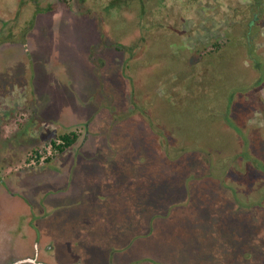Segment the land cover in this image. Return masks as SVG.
I'll return each mask as SVG.
<instances>
[{"label":"rangeland","instance_id":"obj_1","mask_svg":"<svg viewBox=\"0 0 264 264\" xmlns=\"http://www.w3.org/2000/svg\"><path fill=\"white\" fill-rule=\"evenodd\" d=\"M22 2L15 12L12 0H0L7 28L16 23L22 35L32 27L25 45L0 46V113L17 131L27 121L49 128L34 149L66 131L80 137L43 171L46 186L24 192L37 170L10 175L13 188L0 191L1 253L24 234L43 264H264V171L255 165H264V81L251 88L258 74L246 53L254 43V58L264 64V0L254 10L249 0H196L191 7L143 0L145 17L137 2L72 0L70 9L58 0ZM52 5L53 15L39 14L32 24L37 8ZM123 28L126 50L117 52L111 31ZM163 29L172 35L164 39ZM214 41L244 86L234 91L230 116L224 104L213 115L199 102L164 97L172 80L161 77L175 71L176 47L184 58L178 70L189 75ZM193 60L201 63L191 66ZM198 144L210 145L209 154L176 156Z\"/></svg>","mask_w":264,"mask_h":264},{"label":"trees","instance_id":"obj_2","mask_svg":"<svg viewBox=\"0 0 264 264\" xmlns=\"http://www.w3.org/2000/svg\"><path fill=\"white\" fill-rule=\"evenodd\" d=\"M13 1L14 0H12V7L10 6V8L16 12V8L20 7V6L22 7L23 2H22V0H17V4L13 5L14 4ZM71 1L72 0H58V4L62 5L65 9H70L71 8ZM77 1H78V3L82 4L86 0H77ZM108 1H109L108 3H110V4L112 3L115 6L125 4L123 7L130 5V3L132 4V2H137L138 4H140L141 14L144 17H145V14H147V11L145 10L146 5L144 4L143 0H108ZM195 1L196 0H183V3L186 2L188 7H191ZM251 1H254V0H251ZM253 3L254 2H252V5L249 4L251 10H253L252 9V7L254 6ZM107 6H108V4H106V7ZM55 7H56L55 5H52V6H49L45 9H43V10L37 8L32 13V16L29 20H31L32 24H33L35 21V17L37 15L53 12L55 10ZM0 8H1V5H0ZM6 10H10V9L6 7ZM252 15H254V14H252ZM7 16L8 15H3L0 12V46L6 42H10V43L20 42L22 45H25V35L31 31L32 27L29 29L27 28L23 32V34H22L23 36H22V35H20L22 32L18 28V24L14 23L15 25L13 24V26L15 27V29H14L15 33H13V31H12L13 26L10 29L7 28L9 25L7 27L5 26V25H7V18H8ZM154 16H155V13H153L152 16H149L148 18L154 19ZM256 16L254 15L250 19V21L248 23L249 26H252V24L255 23V20L257 19ZM162 17L163 18H170L167 16H162ZM167 21H168V19H167ZM11 22L13 23V21H11ZM168 22L171 25H173V27H174V25H175L174 20H172L170 18ZM249 26L247 27V30H249ZM154 30L157 31V29H154ZM120 31H122V32H120ZM120 31H118V30L117 31H111V33L114 32V34H115V36H113V37L117 43V46H115V49L117 52L126 50V47H124L122 45V39L124 37H126L127 32H126V30H124V28L121 29ZM162 31L166 32L164 39H166L168 36L172 35L169 30L163 29ZM7 32H8V34H7ZM173 33L176 34L175 31H173ZM248 40H250V38H248ZM246 44H247L246 45L247 56L249 58L251 57L250 59L252 60L251 63L253 65V68L258 74V78L255 81H253V85L251 86V88H253V87H257V85L260 86L264 81V64H261V62H259V64H257V58H254V57H256V54H255L256 51H255L254 43L248 42ZM211 46H212V50H211V52L208 53V56L206 57V59H204V63H202V67L198 66V68L195 70V72L191 71V73L189 75H185V73H184L185 71L178 70V65L181 63L180 60L184 59V58H183V55L181 54V51L183 50V48H181V45H179V47H176L177 48L176 54H171L172 58H173L172 63L175 62V64H176V68L174 69L175 71H173L171 69V72H173V73H170L169 75H167L165 77H161V79L163 78L164 80L165 79L166 80L167 79L172 80V83L169 85L168 89H166L165 92L163 91L164 97L167 96V100L172 101V103H175V104L183 101L186 103L189 102L190 104L194 105L192 102H194V101L199 102L201 105L200 110H202V108L206 107L207 108L206 112L209 114L213 113V115L215 113L214 111L217 112V110L219 109L220 104H224V111H226L229 114V113H231L229 110V106H231V104L233 103V100H234L233 99L234 98L233 97L234 91L238 90V89H241V91H242L244 89V86L243 87L241 86L240 81H239L240 78L239 79L234 78V74H233V71L231 69V66L230 65L225 66L226 64H228L230 62L225 60L224 57L226 56V54H224V52L221 53V51H220L221 46L219 44H217L216 41L211 43ZM132 49H134V47ZM132 49L129 50L130 51V57L129 58H131V60L134 57V54L132 53ZM222 59H223V63H221ZM258 59H260V58H258ZM131 60L128 61L129 65L131 64ZM197 61L201 63L200 60H197ZM262 61L264 62V57H262ZM119 62L121 63V60ZM198 62H196V60H193L191 66H195V64H198ZM203 73H207L208 75L207 76L204 75V78L201 79V75ZM190 78H192L194 80L196 78V81H195L196 84L194 83L192 85H189L188 80ZM191 83H193V82H191ZM25 86H26V88H25L26 98L29 101H35L32 88L29 85L28 86L25 85ZM21 87H22V85H21ZM192 105L188 106V108H190L191 110H192ZM209 105H210V108L208 109ZM227 110H229V111H227ZM229 116H230V114H229ZM223 119H225V121L228 123L227 125L229 127L230 126L233 127V125L230 122H228V120H230V117L226 118V115H225ZM157 127L159 128V124H157L156 127L153 129L154 133H158ZM155 131H157V132H155ZM79 137H80V134L78 132L70 130V131H66V132L59 134L50 143L56 149L57 155H62L74 147V145L77 143ZM56 141H59L58 145H56ZM201 145L202 144H198L197 147L192 146V145L191 146H182L180 152L177 153L176 156L183 154L184 152H189V151H195L196 153L206 151L203 153L209 154V150L212 147L210 145L209 146L206 145V147L201 146ZM31 152H32V154L37 155L36 149L32 150ZM28 160H30V158H28L27 161ZM51 161H52V159H47L45 162V165L50 164ZM255 165L261 166V167L263 166L262 169L264 171V165L263 164H260L256 161ZM224 166L226 169H228V163L227 162L224 164Z\"/></svg>","mask_w":264,"mask_h":264},{"label":"crops","instance_id":"obj_3","mask_svg":"<svg viewBox=\"0 0 264 264\" xmlns=\"http://www.w3.org/2000/svg\"><path fill=\"white\" fill-rule=\"evenodd\" d=\"M53 15V12L46 13L45 15ZM20 93L25 90L24 87H21V89H18ZM26 91V90H25ZM15 94L14 91H12L9 96L5 97L4 99L9 100L7 103H10L12 98V95ZM26 97V96H24ZM10 98V99H9ZM14 105H7L6 111H13L12 115H17V113H21V108H14L12 107ZM29 108V106H28ZM2 110V108H0ZM27 109V106H26ZM25 111V110H23ZM28 113L30 112L29 109H27ZM9 115V114H8ZM7 114L0 113V191L5 188H13V180L10 181L9 177L13 173L17 172H23L27 170H37L38 174H34L33 177L37 176V178L30 180L31 184L33 185L32 188H26L27 191H31L33 188H40L42 185H47V179H46V173L43 174V171L45 169H49V166L52 167L55 164H58L59 161L55 160L57 158H53L54 161H51L50 164H46L45 166L41 167H35V168H24L22 165L28 156V154L31 152V150L34 149L33 144H39L42 142V139L46 138L48 133H45L46 128L38 127L35 123H31L30 121L25 122L22 127L17 131L16 128H13V126L17 125L14 123L7 122V117H9ZM25 116V115H24ZM28 117V116H27ZM53 127H51L50 130ZM31 129L35 130V132H32ZM42 132V134L39 133ZM35 133H38L39 136H36ZM44 133V134H43ZM44 135V136H42ZM16 136H18V139H14ZM20 136V137H19ZM65 155V154H62ZM60 155V158L63 157ZM57 156V155H56ZM52 159V160H53ZM57 161V162H56ZM43 175V176H42ZM42 178L44 180L42 181ZM12 184V185H11ZM7 185V186H5ZM16 194V192H14ZM19 194V193H17ZM41 202V199L39 200V203ZM29 214L27 213V216ZM26 217V216H25ZM25 235L21 234L18 237V240H16V243L9 244V249L5 253H1L0 251V264H37V262L41 261L38 258V254L34 253L33 247H27V244L24 240ZM19 243V244H17ZM18 246L16 249L13 247ZM20 247L22 250H20ZM46 264V263H44Z\"/></svg>","mask_w":264,"mask_h":264},{"label":"built area","instance_id":"obj_4","mask_svg":"<svg viewBox=\"0 0 264 264\" xmlns=\"http://www.w3.org/2000/svg\"><path fill=\"white\" fill-rule=\"evenodd\" d=\"M59 144V141H56V145ZM37 155L30 152L23 163L24 168H35L45 165L47 159H53L57 155V151L54 146L49 143L43 146V148L36 149ZM30 160L27 161V159Z\"/></svg>","mask_w":264,"mask_h":264},{"label":"flooded vegetation","instance_id":"obj_5","mask_svg":"<svg viewBox=\"0 0 264 264\" xmlns=\"http://www.w3.org/2000/svg\"><path fill=\"white\" fill-rule=\"evenodd\" d=\"M249 2H250V4L252 5V2H254L253 4H254V6L252 7V9L254 10L255 8H257V9H261L262 8V0L260 1V0H254V1H251V0H249ZM254 12V11H253ZM254 15H257V13H253ZM37 264H43L41 261H39V262H37Z\"/></svg>","mask_w":264,"mask_h":264}]
</instances>
